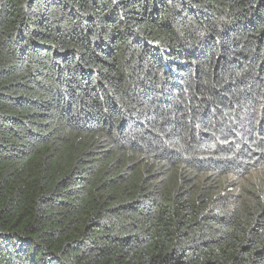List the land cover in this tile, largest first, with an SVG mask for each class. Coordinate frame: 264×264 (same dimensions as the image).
<instances>
[{
	"label": "trees",
	"instance_id": "obj_1",
	"mask_svg": "<svg viewBox=\"0 0 264 264\" xmlns=\"http://www.w3.org/2000/svg\"><path fill=\"white\" fill-rule=\"evenodd\" d=\"M0 264H264V0H0Z\"/></svg>",
	"mask_w": 264,
	"mask_h": 264
}]
</instances>
